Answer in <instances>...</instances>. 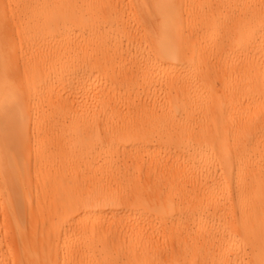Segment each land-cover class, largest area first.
I'll list each match as a JSON object with an SVG mask.
<instances>
[{
    "label": "bare ground",
    "instance_id": "1",
    "mask_svg": "<svg viewBox=\"0 0 264 264\" xmlns=\"http://www.w3.org/2000/svg\"><path fill=\"white\" fill-rule=\"evenodd\" d=\"M0 264H264V0H0Z\"/></svg>",
    "mask_w": 264,
    "mask_h": 264
},
{
    "label": "rangeland",
    "instance_id": "2",
    "mask_svg": "<svg viewBox=\"0 0 264 264\" xmlns=\"http://www.w3.org/2000/svg\"><path fill=\"white\" fill-rule=\"evenodd\" d=\"M134 169H128V170H122L121 176V182L119 183L121 187H123L124 194L123 197L125 199H131V192L129 191L131 188L137 187L139 190H146L147 192H150L152 189H158L161 188L162 191L165 192H171L170 188H167L169 185L175 187L176 189L179 188L180 183L177 181L169 180L166 183H157V180L155 179L156 173H150L147 170H141L139 173H137L134 177L132 176L134 173ZM156 181V182H155ZM97 180L89 179L87 184L92 185L95 184ZM101 186L105 187L106 189H112L117 186V181H115L113 178H108L100 182ZM181 187V185H180ZM172 226H168V228H171ZM176 233L171 236L170 238H167V240L164 241V239H161L158 243H156L159 248L164 249L166 246V243L169 244L170 240L175 238ZM166 242V243H165Z\"/></svg>",
    "mask_w": 264,
    "mask_h": 264
}]
</instances>
